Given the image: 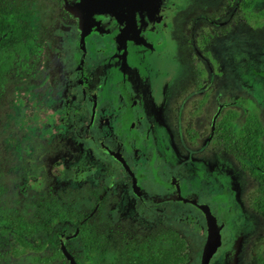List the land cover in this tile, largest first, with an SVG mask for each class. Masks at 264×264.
<instances>
[{
  "label": "flooded vegetation",
  "instance_id": "flooded-vegetation-1",
  "mask_svg": "<svg viewBox=\"0 0 264 264\" xmlns=\"http://www.w3.org/2000/svg\"><path fill=\"white\" fill-rule=\"evenodd\" d=\"M28 1L30 10L23 21L28 30L26 55L22 69L17 73L13 71L8 84L23 72H26V77L29 76L30 84L25 93L27 183L32 190L40 192L44 189L47 193L48 179L55 180L59 196L52 209L61 213L71 212L75 218L54 222L57 228L55 238L46 236L37 239L41 243L40 248L50 252V256L44 259L71 264L63 254L62 241L76 263L84 255L79 240L81 221L78 198L75 197L79 188L83 187L91 192L89 204L84 205V212H88L85 216L93 218H90L91 222L94 220L92 225L96 221H104L103 247L114 251L118 260L116 264H124L132 256L154 258L156 264L160 251L170 245L160 237L161 233L175 230L187 241L174 228L175 223L187 227L194 220L206 241V221L201 207H207L193 198H182L183 193L196 188L199 177L192 178L194 183L191 178L174 177L175 167H178L176 163L172 164L174 159H162L163 156H157L151 149L150 142L153 141L150 133L142 130L143 116L135 114L138 103L132 98L130 90L122 88L128 83L126 72L121 71L122 64L131 70L140 66L142 56L147 54L145 46L154 44L159 37V27H169V5L157 2L121 5L109 13L96 15L92 23L86 24L84 31L78 15L67 10V6L76 7L79 0ZM237 1L239 7L241 0ZM47 4L53 5L52 8ZM207 21L213 26L217 20L211 18ZM194 36L192 47L197 49ZM193 52V58L187 60V70L191 73L193 68L195 80L192 79L186 99L189 107H185V122L180 126L183 148L186 134L191 142L202 140L203 131L196 127L200 125H194L192 120L191 126V120H187L190 110H202L201 124L206 125L209 108L212 103H219L223 95L222 88L216 95L204 91L213 83L217 68L213 71L209 67V53L204 51L197 58ZM191 59L195 62L192 63ZM104 64L110 65V75H100ZM38 85H44L40 95L35 93ZM115 88L118 89L117 97L113 95ZM120 88L126 92L125 95ZM191 94L199 97L193 108L190 107L194 102H190ZM192 98L194 100L193 95ZM221 111L218 108L212 117L210 137L206 139L220 149L208 150L204 146L191 154L206 151L214 156L222 153L232 156L223 149L221 121L225 111L219 117ZM197 120L194 118V121ZM35 160L40 170L44 169L41 175L32 173ZM162 170L167 172L162 174ZM176 170L179 171V168ZM157 176H161L160 180ZM186 186L192 189L188 190ZM68 189L70 192L66 193ZM168 212H174V216L168 215ZM131 221L141 226L142 240H131L121 233L123 224ZM13 238L14 242H18V237ZM23 239L31 244L30 236ZM187 244L189 247L188 241ZM60 252L63 258L59 256ZM189 262L190 247L186 264Z\"/></svg>",
  "mask_w": 264,
  "mask_h": 264
},
{
  "label": "rangeland",
  "instance_id": "rangeland-1",
  "mask_svg": "<svg viewBox=\"0 0 264 264\" xmlns=\"http://www.w3.org/2000/svg\"><path fill=\"white\" fill-rule=\"evenodd\" d=\"M98 1L79 0L76 5L85 12L78 15L84 31L86 24L92 23L96 15L109 13L121 5H147L155 2L169 5V27H159V37L154 38L155 43L144 45L147 54L142 56L140 66L131 70L126 64H122L121 71L126 72L128 82L122 88L130 90L133 93L132 98L138 103L139 108L135 114L143 116L142 130L150 133L153 141L150 142L151 149L157 156H163L162 159H174L172 164L176 163L178 166H174V177H199L196 188L190 190L192 188L186 186L190 191L183 193L182 198H193L194 201L201 202L213 212L217 224L221 225L220 242L209 264H257L259 256L264 258V218L254 208L255 199L262 196L260 185L249 174L241 171L232 156L224 153L214 156L206 151L191 153L203 149L204 146L208 150L220 149L218 145L206 142L210 137L211 119L218 112V108L222 110L219 117L226 109L237 112L235 130L243 127L248 114L256 115L264 128V0H256L248 11L241 9V5L238 7L237 0ZM47 6L52 8L53 5ZM211 18L217 20L213 26L207 21ZM193 34L198 50L192 47ZM193 51L197 58L204 51L209 53V67L211 70L217 68L213 83L204 91L216 95L218 89L222 88L223 95L219 103H212L209 108L206 125L201 124V116H204L202 110H190L192 116L189 114L187 120H191V126L192 120L194 125H200L196 127L203 131L202 140L198 143L191 142L186 134L183 148L180 126L185 122V107H189L186 99L192 87V79L195 80L193 68L190 69L191 73L187 70V60L193 58ZM191 62L194 63L195 59ZM109 66L104 64L100 75H110ZM25 74L23 72L15 76L0 96V184L6 189L2 202L8 208V214L13 220L22 218L31 225L28 235L31 244L22 250L17 247L13 236L10 237L8 245L0 249V264H63L62 260L47 262L44 258L49 257L50 252L42 250L41 243L37 240L55 235L57 228L48 231L45 226L50 225L52 213L57 212L52 207L59 196V190L55 189V180L51 179H48L47 193L44 189L40 192L34 191L27 183L29 164L26 159L28 148L25 93L30 80ZM42 88L44 85H38L35 93L40 95L44 90ZM122 88L120 92L124 93ZM113 95H119L117 88L115 94L113 90ZM199 95L198 92L197 96ZM196 99L199 97L195 98L191 94L190 102H194L190 107H196ZM194 118L198 120L194 121ZM262 141L264 142V135ZM29 150L31 152L32 148ZM32 167L33 174L41 175L44 172V169L40 170L37 160ZM162 171V174L167 172ZM156 178L160 180L161 176ZM90 194L87 187L77 191L75 197L78 198V213L86 211L84 205L89 204ZM167 214L174 216V212ZM92 226L100 233L105 232L104 221H96ZM174 228L189 243L188 264H201L205 237L195 221L192 220L187 227L175 223ZM140 230L141 226L131 221L123 224L121 233L131 240H142L144 234ZM103 246L94 258L95 262L116 264L118 260L115 259L114 251L110 252Z\"/></svg>",
  "mask_w": 264,
  "mask_h": 264
},
{
  "label": "trees",
  "instance_id": "trees-1",
  "mask_svg": "<svg viewBox=\"0 0 264 264\" xmlns=\"http://www.w3.org/2000/svg\"><path fill=\"white\" fill-rule=\"evenodd\" d=\"M255 2L256 0H241V9L248 11ZM29 6L28 0H0V96L8 86L13 71L17 73L18 70L22 69L21 65L26 55L25 44L28 37V30L23 21L26 13L30 10ZM237 117V112L231 109H227L222 115L223 149L235 157L241 169L260 185L262 196L255 199L254 207L264 217V142L262 141L264 128L257 116L248 114L245 117L243 127L235 130L234 123ZM5 192L6 189L0 184V249H4L10 242L9 238L13 236L19 239L17 240V247L25 250L30 244L23 238L30 234L32 227L24 219L13 220L8 214V208L2 202ZM85 214L87 215L88 212L79 213V222L81 221L79 240L84 255L77 260V264H97L94 258L104 245V233L95 229L90 219L92 217H86ZM61 219L73 220L75 218L71 212H54L50 217L51 223L47 227L48 231L55 228L54 222ZM56 235L52 238H55ZM160 237L169 242L170 245L168 249L160 251L156 264H186L188 262L189 247L187 241L177 231L163 232ZM15 253L18 254L19 252ZM59 256L63 258L61 252ZM65 264H67L66 261ZM124 264H155V259L132 256ZM257 264H264V258L259 256Z\"/></svg>",
  "mask_w": 264,
  "mask_h": 264
},
{
  "label": "water",
  "instance_id": "water-1",
  "mask_svg": "<svg viewBox=\"0 0 264 264\" xmlns=\"http://www.w3.org/2000/svg\"><path fill=\"white\" fill-rule=\"evenodd\" d=\"M98 1V0H97ZM102 0H99L101 2ZM146 0H143L144 2ZM104 3V2H101ZM67 10L75 15H83L85 12L83 11L82 8L78 7H69L67 6ZM201 210L204 214L205 221H206V232H207V237L206 241L203 247L202 251V257H201V264H209L210 258L214 254V252L217 249V246L219 245L220 242V230L221 227L217 224L214 216L211 214L208 208L201 207ZM62 246V251L64 256L67 258V260L70 261L71 264H77L74 258L70 255V253L66 250L63 241L61 242Z\"/></svg>",
  "mask_w": 264,
  "mask_h": 264
}]
</instances>
